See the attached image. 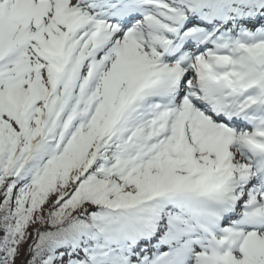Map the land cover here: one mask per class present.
Wrapping results in <instances>:
<instances>
[{"label":"snow or ice","instance_id":"obj_1","mask_svg":"<svg viewBox=\"0 0 264 264\" xmlns=\"http://www.w3.org/2000/svg\"><path fill=\"white\" fill-rule=\"evenodd\" d=\"M0 264H264V0H0Z\"/></svg>","mask_w":264,"mask_h":264}]
</instances>
